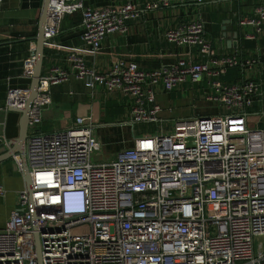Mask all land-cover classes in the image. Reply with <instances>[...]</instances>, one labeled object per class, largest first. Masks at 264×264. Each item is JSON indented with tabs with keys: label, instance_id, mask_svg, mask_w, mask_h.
Returning <instances> with one entry per match:
<instances>
[{
	"label": "built area",
	"instance_id": "1",
	"mask_svg": "<svg viewBox=\"0 0 264 264\" xmlns=\"http://www.w3.org/2000/svg\"><path fill=\"white\" fill-rule=\"evenodd\" d=\"M76 12L80 40L92 51L108 34H124L139 16L131 0L102 8L85 0H48L43 38L57 36L64 17ZM263 22L264 4H253L248 15L237 16L239 39L257 41ZM165 39L192 50L152 70L112 57L104 73L86 66L79 47L66 56L86 88L100 86L133 103L131 121L116 124L129 128L133 145L112 160L91 159L101 154L96 128L103 125L90 114L62 129H37L51 103L50 87L69 73L54 67L40 76L28 113L30 188L24 184L17 192L18 205L0 229V264H264V124L252 127L248 120L264 116L258 53H218L199 16L182 20ZM34 50L23 61L24 78L34 73ZM234 67L241 79L222 82ZM185 82L195 83L217 113L178 118L170 129L137 136L135 123L160 120L155 89L169 92ZM29 95V87L7 90L0 149L11 148L2 114L23 108ZM12 160L23 177L22 158L14 154ZM6 193L0 184V197Z\"/></svg>",
	"mask_w": 264,
	"mask_h": 264
},
{
	"label": "crops",
	"instance_id": "2",
	"mask_svg": "<svg viewBox=\"0 0 264 264\" xmlns=\"http://www.w3.org/2000/svg\"><path fill=\"white\" fill-rule=\"evenodd\" d=\"M127 1L85 0V4L91 8L118 7ZM131 1L137 5L139 16L128 23L124 34H108L96 51L81 42L80 24L75 23L72 15L64 17L57 36L45 41L41 76H46L52 68L59 67L69 73V79L50 87L51 103L42 110L41 123L37 127L40 132L65 128L77 116L84 114H90L96 126L131 121L133 103L130 99L117 92H107L100 86L88 89L83 81L75 78L72 64L66 59L68 52L74 47H79L84 53L86 66L97 72H106L112 57L134 61L141 69L152 70L171 63L192 50L168 42L165 33L174 29L182 20H193L199 16L205 25L206 38L217 48L218 53L231 54L238 51L242 57L258 53L259 69L264 75V22L257 41L239 39L237 48L228 45L227 37L222 35V26L235 25L239 14L248 15L253 4H264V0H167L165 5L163 0ZM148 2H156L158 6L145 9L144 4ZM43 3L44 0L0 1V106L4 103L7 86L31 87L29 80L23 77V61L36 45L34 37ZM225 19L229 20L228 25L222 23ZM226 74L221 78L224 83L241 79V70L237 81H229L234 77L232 72ZM155 98L161 106L160 120L157 123L162 130L170 129L173 121L178 118L217 113V106L206 101L201 90L191 82L181 83L169 92L157 87ZM2 119L6 123V134L10 138V150L13 153L0 149V184L7 190L6 195L0 197V229L10 212L18 205L17 192L24 187L23 177L12 160V155H20V149L13 144L19 132L20 113L8 110L2 114ZM163 124H168L167 128ZM105 128L103 136L112 145L114 142L118 144L124 132L128 131L122 128Z\"/></svg>",
	"mask_w": 264,
	"mask_h": 264
},
{
	"label": "water",
	"instance_id": "3",
	"mask_svg": "<svg viewBox=\"0 0 264 264\" xmlns=\"http://www.w3.org/2000/svg\"><path fill=\"white\" fill-rule=\"evenodd\" d=\"M2 1V0H0ZM48 16V0H44L41 12H40V17L37 23V27H36V36L34 37V40L36 41V45H35V50H34V55H35V66H34V73L32 75L31 78H27L29 80V82L31 83V87L30 89V95L25 103V106L23 108H15V107H10L8 108L9 111H14V112H18L20 113V119H19V132H18V136L16 138V141H14L13 144H15L16 148H19V153H20V157L22 158V163H23V179H24V184L27 188H30V178H29V167L27 164V153H28V149L30 147L29 145V135H28V113H29V109L31 107V104L33 102V100L36 97V93H37V86H38V82H39V78L41 76L40 73V67L42 64V59H43V49H44V43H45V39L43 38V26L45 24V21L47 19ZM223 24H229V20L225 19L222 21ZM222 30L223 33L222 35L227 37V44L228 45H232L233 48H237L238 43H239V36H240V31L237 27V25H231V26H222ZM225 31H228L227 33ZM232 31V32H230ZM12 87H16V86H12ZM11 86H7L6 87V92L9 88H12ZM6 92H5V98H6ZM5 101V100H4ZM4 106V103L1 107ZM120 128L117 125H103V126H99L96 128V134L99 136L100 141L102 143V149L103 147H107L108 150L111 153H116L119 150L123 149V148H127V147H131L133 145V141H132V137L129 138V140L125 143V145L123 143L121 144H110L109 141L107 139L104 138L103 133L105 132L106 128ZM122 129L124 130H128V127H122ZM111 145L113 146L111 149ZM9 153L12 154L13 150H9Z\"/></svg>",
	"mask_w": 264,
	"mask_h": 264
},
{
	"label": "rangeland",
	"instance_id": "4",
	"mask_svg": "<svg viewBox=\"0 0 264 264\" xmlns=\"http://www.w3.org/2000/svg\"><path fill=\"white\" fill-rule=\"evenodd\" d=\"M248 120L250 121L252 127H258L259 122H262L264 124V116H261L259 114L250 116L248 118ZM166 126H168V124H163L164 128H167ZM156 129H159L158 123H135L134 124V132L137 136L141 135L142 131H144V130L145 131H153ZM130 136H131V134L128 131L124 132L123 137L118 140V143L121 144V140H122L124 142L123 144L125 145V143L129 140V138H131ZM113 144H117V143L114 142ZM112 157H115V152L110 153L108 148L105 146V147H103L101 154H97L96 157H94V155H92L91 159H92V161H103L107 158L112 159Z\"/></svg>",
	"mask_w": 264,
	"mask_h": 264
},
{
	"label": "trees",
	"instance_id": "5",
	"mask_svg": "<svg viewBox=\"0 0 264 264\" xmlns=\"http://www.w3.org/2000/svg\"><path fill=\"white\" fill-rule=\"evenodd\" d=\"M72 15V17H73V20L75 21V23H77V24H80V21H81V15H80V13L79 12H76V13H74V14H71ZM239 71H240V68L239 67H234V68H230V69H228L227 70V74L228 73H230V72H232L233 74H234V77H233V79H231V80H229V81H237L238 79H239V75H238V73H239ZM226 74V75H227ZM263 78H264V75H263ZM263 82H264V80H263ZM230 83V82H229ZM129 132V131H128ZM127 134V133H126ZM116 140V139H115ZM110 143V142H109ZM111 144V143H110ZM119 144V143H118Z\"/></svg>",
	"mask_w": 264,
	"mask_h": 264
}]
</instances>
